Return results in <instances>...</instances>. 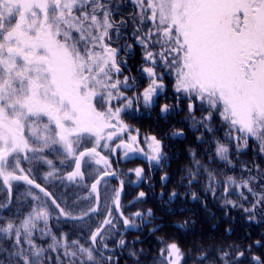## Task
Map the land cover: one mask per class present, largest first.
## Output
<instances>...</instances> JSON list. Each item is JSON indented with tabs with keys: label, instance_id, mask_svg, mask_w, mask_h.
<instances>
[{
	"label": "snow or ice",
	"instance_id": "6c2138e0",
	"mask_svg": "<svg viewBox=\"0 0 264 264\" xmlns=\"http://www.w3.org/2000/svg\"><path fill=\"white\" fill-rule=\"evenodd\" d=\"M137 49L146 86L130 74ZM157 109L186 113L210 145L189 150L188 185L203 180L225 216L264 225V0H0V264H264V235L196 244V256L168 234L155 256L126 238L163 232L152 209L125 206L122 177L142 183L145 167L116 168L142 156L163 169L165 141L184 130L143 135L129 122ZM252 145L258 159L241 160Z\"/></svg>",
	"mask_w": 264,
	"mask_h": 264
},
{
	"label": "trees",
	"instance_id": "16d2710c",
	"mask_svg": "<svg viewBox=\"0 0 264 264\" xmlns=\"http://www.w3.org/2000/svg\"><path fill=\"white\" fill-rule=\"evenodd\" d=\"M172 95V94H171ZM174 101L166 100L165 103ZM162 103V101H161ZM155 116L159 115V109L156 110ZM186 113L170 114L167 119L159 121L157 127L152 129L154 134H157L158 127H163L165 131L182 129L186 133L184 137L167 139L165 142L169 145L167 152L169 153L167 165L163 167V172L149 176L148 182L139 187L131 188L126 196L125 203L131 201L133 196H136L139 191L147 193L146 202L136 203L128 208L129 212H135L142 209H152L156 217L155 224L163 226V232H157L156 236H152L148 226L142 225V232H137L135 229H129L126 233V238L129 241L143 240L144 243L137 244V248L144 249L148 254L155 256V249L158 247L156 238L163 234H168L179 241L186 252H191L193 256L199 255L194 247L196 244H203L204 248L209 246H224L229 244L245 245L251 244L252 241L260 239L264 235V225L249 224L243 219V214H237L236 211L231 212V218L224 215V210L220 204L207 196L203 189L204 181L200 184L188 185L184 177L186 166L190 165L191 157L189 150L199 152L203 157L206 152L209 155L210 145L201 144L197 137L201 136V132H196L190 128V122L180 123L184 120ZM160 118V116H159ZM167 120L166 124H163ZM141 129L148 131L146 123ZM165 133V132H163ZM218 136L222 133H218ZM204 139H208L205 135ZM251 143V142H250ZM255 148L252 145V150L247 155H241L240 159L246 162H251L253 159H258ZM220 162H217L212 167H220ZM170 165V166H169ZM163 173H167L169 179L162 182ZM231 174V173H230ZM172 192L178 193L175 200L170 201L169 197ZM191 192H196L200 200L206 202L207 207L200 203V200H193ZM127 193V191H126ZM187 193V195H185ZM2 194V189H0ZM163 194V195H161ZM134 198V197H133ZM162 198V201H161ZM236 199V197H232ZM163 201H165L163 203ZM168 201V203H167ZM137 207V208H136ZM135 210L132 211V209ZM19 211L18 208L14 209ZM8 216L12 212H7ZM147 219V218H146ZM176 224L186 225L187 230H180L175 227ZM153 225V226H154ZM230 229L229 233L227 230ZM124 264H132L131 260H125ZM145 264H151V261H146Z\"/></svg>",
	"mask_w": 264,
	"mask_h": 264
},
{
	"label": "rangeland",
	"instance_id": "374dc122",
	"mask_svg": "<svg viewBox=\"0 0 264 264\" xmlns=\"http://www.w3.org/2000/svg\"><path fill=\"white\" fill-rule=\"evenodd\" d=\"M138 50V49H137ZM136 50V52H138ZM137 54H139V53H137ZM139 57H140V55H139ZM132 61V62H129V61ZM140 61H141V57H140ZM128 63H129V65L131 64V66L132 65H135V66H133L134 68H133V72L131 73V75L132 76H135V77H138L137 78V82H138V80L140 81L141 80V78H143L142 77V75H141V73L138 71V69L140 68V65L139 64H136L133 60H132V56L128 59ZM126 75H128L129 73H125ZM146 79V78H145ZM142 81H143V79H142ZM143 84H144V86H146V84H147V79L146 80H144V82H143ZM165 84L166 85H168V87H167V89H166V94L168 95V96H171V94H172V91H171V85H170V82H169V79L166 77L165 78ZM129 94H131V93H129ZM162 101V103H165L166 102V100H161ZM162 120V119H164V118H159V115L158 116H155V119H154V114H152L151 115V118H149V115L147 114V113H145V115H144V117L142 118V119H136V120H130L129 122L134 126V127H136V128H138V129H140V131H141V133L143 134V135H146V134H149V133H153V131H152V129H154L155 127H157V125L159 124V121L160 120ZM164 121V123L163 124H166L167 123V120H163ZM146 123V127H148V131H145L144 129L142 130L141 129V127L140 126H142V124H143V127H145L144 126V124ZM171 131H173L172 129H170L168 132L167 131H165V129L163 128V127H158V129H157V134L158 133H163V132H165V133H169V132H171ZM173 139H175V138H173ZM254 146V148H255V145H253ZM254 151H256V150H254ZM168 153V152H167ZM168 156H169V153H168ZM167 165V162H166V164H165V166ZM137 166H143V167H145V169H146V172H147V176L144 178V180H143V182L141 183V182H139V181H137V179L134 177V176H125V177H122V178H124L126 181H129V180H131L132 181V183L130 184V185H128L127 187H126V189H125V192L127 191V195H128V191L131 189V188H134V187H139V186H141L142 184H144V183H146V182H148V180H149V176H148V174H150V177L151 176H153L154 174H156V173H162L163 172V170H161V168H159V166H150V165H147V164H145V162H144V160H143V157L142 156H140V157H133V158H131L127 163H124V162H121L120 164H118V165H116V168L117 169H119V170H127V169H133V168H135V167H137ZM164 166V167H165ZM162 171V172H161ZM164 174V173H163ZM162 174V175H163ZM113 183H115V182H113ZM52 191H54V192H57L58 191V189H56V188H53L52 189ZM126 195V196H127ZM134 198L136 197V196H133ZM132 197V199H130L131 201L134 199ZM161 201H162V198H161ZM165 201H163V203H164ZM167 203H168V201H167ZM125 206H126V208L128 209L131 205H126V203H125ZM137 208V207H136ZM133 210H135V208H133L132 209V211ZM134 212V211H133Z\"/></svg>",
	"mask_w": 264,
	"mask_h": 264
},
{
	"label": "flooded vegetation",
	"instance_id": "af4514ba",
	"mask_svg": "<svg viewBox=\"0 0 264 264\" xmlns=\"http://www.w3.org/2000/svg\"><path fill=\"white\" fill-rule=\"evenodd\" d=\"M137 51H138V50H137ZM137 53H139V51H138V52L135 51V52L132 54V60H133L135 63L137 62L136 64H139V65H140V57H139V54H137ZM128 59H129V58H128ZM129 62H132V61L130 60ZM130 66H131V64H130ZM133 66H135V65H132V66H131V69H132V70H131V73L133 72V68H134ZM131 73H130V74H131ZM137 78H138V77H137ZM142 79H143V82H144V80H146L145 77L141 78V80H140V81L138 80V82H137L138 85L141 83ZM146 85H147V84H146Z\"/></svg>",
	"mask_w": 264,
	"mask_h": 264
}]
</instances>
